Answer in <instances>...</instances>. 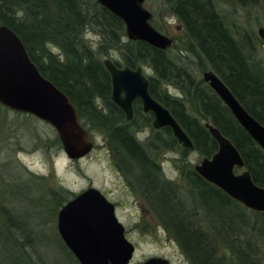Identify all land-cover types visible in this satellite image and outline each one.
I'll return each mask as SVG.
<instances>
[{
  "label": "trees",
  "instance_id": "16d2710c",
  "mask_svg": "<svg viewBox=\"0 0 264 264\" xmlns=\"http://www.w3.org/2000/svg\"><path fill=\"white\" fill-rule=\"evenodd\" d=\"M159 1L162 10L181 27L184 51L195 59L196 66L214 73L242 108L264 127V64L255 50V45L263 43L256 37L253 39L256 43L247 36L235 38L214 0ZM232 2L240 7L247 2L257 6L264 18V0ZM17 12L23 15L18 17ZM0 25L19 38L37 71L65 94L87 134L101 136L111 151L122 159L132 160L137 169L143 170L163 148L159 146L157 152L153 146L143 149L135 142L132 131L147 127L150 118L141 114L139 104L135 103L132 120L124 121L110 101V82L102 66L103 58L131 69L148 67L149 95L169 111L191 141L193 151L201 158H209L215 152L216 144L202 126V122H209L237 150L252 182L264 188V153L202 80H196L188 67L172 60L168 55L170 49L160 51L142 42L126 40L122 23L95 0H0ZM150 25L159 32L151 21ZM88 32L98 38L95 46L84 39ZM165 86L176 89L181 98L166 94L162 90ZM159 137L165 141L164 150H171L179 157L176 166L179 182L170 188L171 196L161 183L159 205L149 204L148 209L159 218L169 238L190 264H257L251 257V246L242 248L237 241L228 240V235H237L238 230L246 228L264 246V213L245 210L201 180L186 162L188 151L176 144L167 129L160 131ZM51 203L55 205V201ZM4 215L12 232L9 229L2 243L14 254L7 264H41L42 259L34 248L32 253L22 251L25 244L32 247V230L21 227L24 222L13 224L5 210ZM202 223L213 225L215 236L219 231L226 234L223 258L214 257L211 241L200 228ZM216 225L221 229L215 228ZM16 230L21 232L18 235L22 244L14 233ZM16 244H20V252L15 251Z\"/></svg>",
  "mask_w": 264,
  "mask_h": 264
},
{
  "label": "water",
  "instance_id": "95a60500",
  "mask_svg": "<svg viewBox=\"0 0 264 264\" xmlns=\"http://www.w3.org/2000/svg\"><path fill=\"white\" fill-rule=\"evenodd\" d=\"M95 2L122 23L127 40L142 42L160 51L171 46V40L150 25L151 13L143 7V0ZM256 35L264 47V26L256 30ZM102 65L110 81V101L125 121L132 119V103L137 100L142 112L151 115L153 129H167L182 149L193 150L191 141L168 110L149 96L147 80L140 68L116 67L108 59ZM201 80L264 153V127L242 108L215 74L205 72ZM0 106L48 125L68 160L82 159L92 149L88 134L65 94L37 71L19 38L3 25H0ZM203 128L215 142L216 151L195 164L193 172L245 210L264 213V188L255 185L249 173L241 170L243 164L237 150L211 124L204 123ZM113 210L111 203L93 187L74 195L58 209L57 235L77 264L130 262L135 248L124 237L123 227ZM141 264L169 262L151 257Z\"/></svg>",
  "mask_w": 264,
  "mask_h": 264
},
{
  "label": "rangeland",
  "instance_id": "374dc122",
  "mask_svg": "<svg viewBox=\"0 0 264 264\" xmlns=\"http://www.w3.org/2000/svg\"><path fill=\"white\" fill-rule=\"evenodd\" d=\"M214 2L227 29L235 38L237 35L247 36L252 42H255V37L258 39L256 30L264 26V18L257 6L247 2L245 6L240 7L232 0ZM143 7L151 13V22L159 32L172 40L169 57L177 64L188 67L192 76L201 80L202 71L196 66L195 59L184 51V34L175 19L162 10L159 0H143ZM84 39L93 46L98 41L90 32L85 34ZM255 47L257 57L262 59L264 64L263 45L257 44ZM52 52L57 54L55 49H52ZM114 58L115 55L112 59ZM144 73L149 76L151 70L144 67ZM162 90L170 96L181 98L180 93L171 86H165ZM96 104L100 103L96 101ZM98 107L100 108V105ZM146 135L148 130L137 134L136 138L143 140ZM88 140L93 144L90 153L77 161L68 160L61 151L54 131L48 125L29 115L18 114L0 106V264H7L14 257V254L9 252L11 248L2 243L3 236L10 230L12 232L4 210L13 224H16L15 221L17 224L24 222L21 227L32 230V247L25 244L22 251L30 253L31 248H34L42 259L41 264H75L73 256L65 249L57 235L56 214L66 201L88 187L97 189L113 203H117L115 216L125 230V238L135 248L128 264H140L151 257L164 258L169 264H188L189 261L179 247L160 225L159 218L149 211L148 205L144 204L146 213L142 217L137 206L131 205L134 198L125 194L122 186H117L118 180L115 181L109 171V152L105 140L91 133L88 134ZM154 158L156 162H160L165 175L178 183V155L175 152L161 151ZM201 159L196 152H189L186 156L190 167ZM52 201H55V205ZM57 205L58 207H55ZM196 213L200 215L198 211ZM197 218L196 215L195 219ZM249 221H252L251 217ZM211 226L202 223L200 228H203V232L207 233V238L211 241V250L216 253L214 257L223 258L222 243L226 234L219 231L215 236L216 232ZM217 226L221 229L220 225L215 228ZM14 233L19 236L17 238L22 244L18 235L21 232L16 230ZM228 237L232 243L237 241L242 248L250 245L253 250L251 257L257 264H264V246L254 232L244 228V231L238 230L237 235ZM19 246H14L16 252L21 251Z\"/></svg>",
  "mask_w": 264,
  "mask_h": 264
},
{
  "label": "flooded vegetation",
  "instance_id": "af4514ba",
  "mask_svg": "<svg viewBox=\"0 0 264 264\" xmlns=\"http://www.w3.org/2000/svg\"><path fill=\"white\" fill-rule=\"evenodd\" d=\"M126 39V38H125ZM127 40V39H126ZM171 40V39H170ZM171 46H172V40H171ZM171 46L168 48L170 49ZM167 49V50H168ZM104 59H108L109 58H103L102 61ZM111 61V60H110ZM112 62V61H111ZM113 63V62H112ZM115 65V64H114ZM103 66V65H102ZM116 66V65H115ZM116 67H126V66H116ZM104 68V67H103ZM128 68V67H127ZM136 68H140L142 70V72L144 73V67H136ZM133 68V69H136ZM131 69V68H129ZM132 69V70H133ZM105 70V69H104ZM106 72V71H105ZM205 72H211L209 70H205L202 71V74ZM212 73V72H211ZM214 74V73H213ZM145 75V73H144ZM150 76V75H149ZM147 75H145V78L147 80ZM109 78V77H108ZM110 82V81H109ZM206 85V84H205ZM208 88V87H207ZM209 89V88H208ZM210 90V89H209ZM147 91H148V82H147ZM211 91V90H210ZM212 92V91H211ZM213 93V92H212ZM149 94V93H148ZM214 94V93H213ZM150 96V95H149ZM110 97V95H109ZM151 97V96H150ZM152 98V97H151ZM153 99V98H152ZM154 100V99H153ZM155 101V100H154ZM156 102V101H155ZM135 103L139 104L140 107V112L143 115H147L150 118V123L147 127H139L137 128V130H133V138L135 140V142L141 146V148L145 149L148 148L150 146L155 147V149L158 152L159 146L163 148L162 152L164 153H173V151L171 150H164V146H165V141L164 139L159 137V133L160 131H162L163 129H158L155 130L151 127V121H152V117L149 113H143L141 110V106L139 101L135 100L132 103V118H133V106ZM159 104V103H158ZM161 105V104H160ZM162 106V105H161ZM165 108V107H164ZM118 109V108H117ZM166 109V108H165ZM119 110V109H118ZM167 110V109H166ZM120 111V110H119ZM169 112V111H168ZM122 114V113H121ZM171 115V114H170ZM123 116V114H122ZM124 118V116H123ZM132 120V119H131ZM130 120V121H131ZM125 121V119H124ZM128 121V122H130ZM136 121L138 122L139 120L136 119ZM127 122V121H125ZM204 123H209V122H202V126ZM210 124V123H209ZM212 126V125H211ZM144 130H148V135L144 136L143 140H138L136 138L137 134H142L144 132ZM173 138V137H172ZM176 142V141H175ZM92 143V142H91ZM215 143V142H214ZM161 144V145H160ZM177 144V143H176ZM178 145V144H177ZM93 146V144H92ZM179 146V145H178ZM193 146V145H192ZM180 147V146H179ZM181 148V147H180ZM182 149V148H181ZM109 152V171L111 172L114 180H118L117 182V186H122V188L124 189V193L129 195L131 198H134V202H131V205H136L137 209L140 211V215L143 217L145 212V209L143 208L144 204L146 203L147 205L149 204H153V205H159L158 203V197H159V191H160V185L161 183H163L164 185H166V187L168 188V192H169V196H171L172 191L170 188H172L175 185V182H173L169 177H167L165 175V173L163 172V170L161 169V164L160 162H156L155 158L151 159V161H149L150 163L147 164L144 169H137L135 164L133 163L132 160H125L122 159V157L118 154V153H114L113 151H111L109 148L107 149ZM185 150V149H184ZM188 151V150H187ZM216 151V150H215ZM189 152H194L192 151H188ZM89 154V153H88ZM158 154V153H157ZM154 157V155H153ZM84 158V157H83ZM241 158V157H240ZM203 159V158H202ZM72 161H77V160H72ZM243 164V163H242ZM193 170V166L191 167ZM241 170H244L243 167ZM239 170V172L241 171ZM87 189V188H86ZM166 188H164L163 191ZM97 190V189H96ZM84 191V190H83ZM166 191V192H167ZM82 192V191H81ZM100 192V191H99ZM80 193V192H79ZM101 193V192H100ZM104 198L111 203V205L114 208V215H115V208L117 203H113L110 199L107 198V196H105V194L101 193ZM77 195V194H76ZM170 201V199H169ZM116 217V216H115ZM141 217V218H142ZM117 219V218H116ZM157 221V220H156ZM119 222V221H118ZM123 227V226H122ZM123 235L125 237V230L123 228ZM141 264V263H140ZM190 264V263H188Z\"/></svg>",
  "mask_w": 264,
  "mask_h": 264
},
{
  "label": "clouds",
  "instance_id": "9594fccd",
  "mask_svg": "<svg viewBox=\"0 0 264 264\" xmlns=\"http://www.w3.org/2000/svg\"><path fill=\"white\" fill-rule=\"evenodd\" d=\"M23 15V13L22 12H17V16L19 17V16H22Z\"/></svg>",
  "mask_w": 264,
  "mask_h": 264
}]
</instances>
